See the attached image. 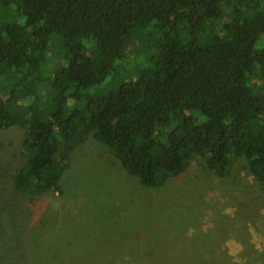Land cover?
Returning <instances> with one entry per match:
<instances>
[{
  "label": "trees",
  "instance_id": "trees-1",
  "mask_svg": "<svg viewBox=\"0 0 264 264\" xmlns=\"http://www.w3.org/2000/svg\"><path fill=\"white\" fill-rule=\"evenodd\" d=\"M10 5L24 20L0 22V129L27 126L16 189L61 193L89 134L144 187L201 155L218 176L244 158L264 189V0H0ZM147 29L136 74L90 91L128 69L127 47ZM51 44L60 63L46 80ZM0 245L3 263L11 241Z\"/></svg>",
  "mask_w": 264,
  "mask_h": 264
},
{
  "label": "rangeland",
  "instance_id": "rangeland-1",
  "mask_svg": "<svg viewBox=\"0 0 264 264\" xmlns=\"http://www.w3.org/2000/svg\"><path fill=\"white\" fill-rule=\"evenodd\" d=\"M23 20L12 5L0 8L1 23ZM148 31L130 41L128 69L90 91L114 90L136 74L151 51ZM51 46L46 80L60 63L57 54L52 57L57 46ZM27 133V126L0 129V244L12 246L2 251L6 261L0 264H71L68 257H76L77 264H198L206 260L198 236L221 233L240 239L238 254L249 256L246 264H264V242L249 240L264 233V189L244 158L218 176L199 155L181 174L148 188L89 134L70 152L62 192L32 194L13 184L27 156ZM37 255L42 257L35 261Z\"/></svg>",
  "mask_w": 264,
  "mask_h": 264
},
{
  "label": "crops",
  "instance_id": "crops-1",
  "mask_svg": "<svg viewBox=\"0 0 264 264\" xmlns=\"http://www.w3.org/2000/svg\"><path fill=\"white\" fill-rule=\"evenodd\" d=\"M198 237L200 249L204 248V251L200 253V257L206 258L205 261L202 259V262L195 260L198 264H246V259L249 258V256L238 254L243 247L238 242L240 239L236 237L224 235L223 233L216 236L207 235ZM250 237V242H264V233H253ZM255 247L260 249L262 246L256 243ZM207 258L210 259V262ZM247 262H249V259H247Z\"/></svg>",
  "mask_w": 264,
  "mask_h": 264
}]
</instances>
